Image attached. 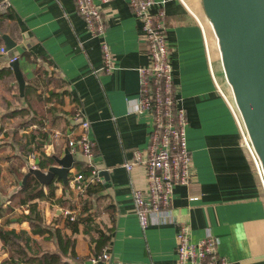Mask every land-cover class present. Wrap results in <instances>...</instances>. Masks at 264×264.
<instances>
[{
	"label": "crops",
	"instance_id": "crops-1",
	"mask_svg": "<svg viewBox=\"0 0 264 264\" xmlns=\"http://www.w3.org/2000/svg\"><path fill=\"white\" fill-rule=\"evenodd\" d=\"M94 1L107 18L105 39L116 66L109 73H98L103 66L102 38L88 31L75 0H9L7 12H0V46H6L4 35L15 41L7 53L0 52V200L7 212L0 224L8 219L5 230L26 232L30 255L39 250L63 252L53 236L35 233L23 217L36 202L42 224L74 240L75 255L63 253L83 264H93L91 258L104 252L109 258L95 264H171L177 259L179 225L185 223L193 242L214 235L227 264H264V192L242 145L232 104L217 88L224 72L202 0H167L164 5L177 96L189 119L187 139L195 175L190 184L175 187L168 218L146 229L139 223L133 197V188L146 183L145 170L138 166L128 172L123 164L149 144L150 117L134 109L141 95L139 68L149 62L148 47L128 0ZM208 52L215 60L214 75ZM13 56H18L26 80L24 96L10 65ZM6 67L12 73H3ZM77 106L84 107L90 121L95 167L108 170V177L101 174L103 181L91 184L83 195L70 188L76 172L89 170L79 152L72 155L67 183L55 177L42 184L34 175L25 181L31 153L47 170L56 164L52 155L63 157L68 141L80 135L73 117ZM13 110L20 112L8 116ZM54 131L62 135L58 144L48 146ZM27 183L42 187L46 196L19 204L20 197L27 198L36 188L23 189ZM65 210L75 211V219ZM100 236L108 239L99 249ZM15 248L0 237V263ZM15 258V264H32L22 253Z\"/></svg>",
	"mask_w": 264,
	"mask_h": 264
},
{
	"label": "built area",
	"instance_id": "built-area-1",
	"mask_svg": "<svg viewBox=\"0 0 264 264\" xmlns=\"http://www.w3.org/2000/svg\"><path fill=\"white\" fill-rule=\"evenodd\" d=\"M101 1L108 3L110 0ZM166 1L128 0L131 9L141 22L142 39L147 44L149 56L148 64L139 68L141 95L137 98L134 108L137 114L150 117L149 144L146 150L137 149L133 158L123 164L128 172H132L138 166L145 170V185L133 188L135 212L143 229L168 218L175 187L190 184L195 175L187 139L189 119L186 109L181 105V99L177 96V86L170 58L171 49L164 10ZM75 2L78 12L85 19L88 31L92 36L102 38L103 66L98 73L112 72L116 66L114 54L105 39L107 18L94 0H75ZM155 5L158 6L156 11L153 10ZM8 6L9 0H0L1 13L7 12ZM0 52L7 53L8 51L5 46H1ZM16 59L18 56H13L10 62ZM208 60L214 75L215 60L211 58L209 52ZM220 63L222 65L221 54ZM216 83L219 92L227 98L221 85L217 81ZM231 108L241 130L242 145L252 158L264 192L262 162L252 145L237 106L231 105ZM73 117L79 122L81 133L77 138L68 141V147L72 155L80 152L85 156L90 173L76 172L69 180V186L78 194L83 195L91 184L100 183L103 178L100 169H97L93 162L95 142L88 133L90 121L86 117L84 107L77 106ZM61 135V132L54 131L52 141L48 146L54 147L55 143L58 144ZM48 146L45 148L47 155L49 154ZM36 157L35 153H31L29 157L32 168H40L35 162ZM64 212L71 220L75 219V211L65 210ZM176 238L177 259L171 264H227L226 257L219 253L217 240L211 233L200 241L193 242L190 238L189 226L182 223L179 225ZM100 258L107 259L109 254L104 252L102 255L94 256L91 262L95 264Z\"/></svg>",
	"mask_w": 264,
	"mask_h": 264
},
{
	"label": "water",
	"instance_id": "water-1",
	"mask_svg": "<svg viewBox=\"0 0 264 264\" xmlns=\"http://www.w3.org/2000/svg\"><path fill=\"white\" fill-rule=\"evenodd\" d=\"M218 40L221 62L227 82L230 84L236 106L249 133L252 145L264 169V0H202ZM5 49L15 46V41L4 35ZM21 95H25L26 80L19 60L10 62ZM52 154V150L50 151ZM56 164L47 170L29 168L25 176L34 175L42 184H50L55 177L68 181L69 169L74 157L65 149L63 157L52 155ZM40 160H38V164ZM105 178L108 170L100 172ZM61 264H83L72 255L55 251Z\"/></svg>",
	"mask_w": 264,
	"mask_h": 264
},
{
	"label": "trees",
	"instance_id": "trees-1",
	"mask_svg": "<svg viewBox=\"0 0 264 264\" xmlns=\"http://www.w3.org/2000/svg\"><path fill=\"white\" fill-rule=\"evenodd\" d=\"M1 47V46H0ZM3 73H12V69L10 67H6L2 70ZM30 90L27 89V96L29 95ZM20 112V110H13L8 114V116H15ZM4 116V117H8ZM32 119H30L26 123H30ZM25 123V124H26ZM2 130V126H0V131ZM86 174L90 173V170L85 171ZM36 181V185H37ZM23 189L26 188L27 190L34 189L36 186H31L30 184H26L25 186H22ZM49 195H54V186H49ZM37 188V187H36ZM35 188V189H36ZM34 189L33 193L30 194L27 198L20 197L18 200L19 204H25L30 200H33L35 198H44L46 196L44 190L42 187ZM11 206L9 209H12ZM29 213L24 214V218L30 222L31 225L34 226L35 233L43 235L46 231L49 233V237H54L59 247L63 250L65 253H72L75 255V251L73 248L74 240L67 236L66 234H63L60 229L51 230L50 228L45 227L42 224V216L40 213V210L38 208V204L36 202L29 204ZM6 210L3 208L1 200H0V218L4 217L6 215ZM11 220L6 219L5 223L0 224V237L1 239L8 245H11V247H16L13 252H10L9 257H7L5 260H3L0 264H15L18 263V260L15 258L16 253H22L25 257H27L32 264H59L60 257L59 255L52 253L51 251H38L37 255H30V250L28 248V244L30 242V238L26 237V232H16L15 230H5L4 224L9 223ZM72 229L74 231H77L76 223H71ZM108 237L100 236L98 240V247L99 249L102 248ZM25 243H23V242ZM41 251V252H40Z\"/></svg>",
	"mask_w": 264,
	"mask_h": 264
},
{
	"label": "rangeland",
	"instance_id": "rangeland-1",
	"mask_svg": "<svg viewBox=\"0 0 264 264\" xmlns=\"http://www.w3.org/2000/svg\"><path fill=\"white\" fill-rule=\"evenodd\" d=\"M215 45H216V43L213 44L214 49L218 52V49H216L217 46L215 47ZM217 56H218V61L220 62V55L218 54ZM220 65H221V63H220ZM222 70H223V68H222ZM220 83H221V87L223 88V91L226 93V95L229 98L231 104L235 106L236 102H235V99H234L233 91H232L231 86L228 84V82H227V80L225 78V75H224V78L221 79Z\"/></svg>",
	"mask_w": 264,
	"mask_h": 264
}]
</instances>
